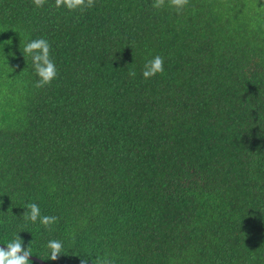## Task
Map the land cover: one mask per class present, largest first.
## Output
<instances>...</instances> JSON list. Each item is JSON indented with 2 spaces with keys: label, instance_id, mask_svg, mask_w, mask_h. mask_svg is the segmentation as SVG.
I'll return each instance as SVG.
<instances>
[{
  "label": "trees",
  "instance_id": "trees-1",
  "mask_svg": "<svg viewBox=\"0 0 264 264\" xmlns=\"http://www.w3.org/2000/svg\"><path fill=\"white\" fill-rule=\"evenodd\" d=\"M41 262L264 264V0H0V264Z\"/></svg>",
  "mask_w": 264,
  "mask_h": 264
},
{
  "label": "water",
  "instance_id": "water-1",
  "mask_svg": "<svg viewBox=\"0 0 264 264\" xmlns=\"http://www.w3.org/2000/svg\"><path fill=\"white\" fill-rule=\"evenodd\" d=\"M1 247H4V246H1ZM29 257H31L30 255H28ZM33 259H34V257H32ZM41 263H43V262H41ZM43 264H47V263H43Z\"/></svg>",
  "mask_w": 264,
  "mask_h": 264
}]
</instances>
